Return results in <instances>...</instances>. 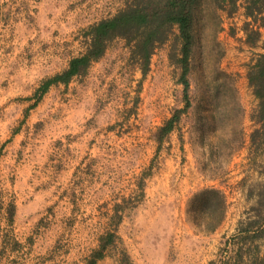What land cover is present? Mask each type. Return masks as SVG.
<instances>
[{
  "label": "rangeland",
  "instance_id": "1",
  "mask_svg": "<svg viewBox=\"0 0 264 264\" xmlns=\"http://www.w3.org/2000/svg\"><path fill=\"white\" fill-rule=\"evenodd\" d=\"M130 1L0 0V264H86L121 204L97 264H264V118L247 79L264 54V12L203 0L192 105L160 145L158 130L185 106L176 28L145 75L115 39L39 98L86 52L89 28ZM206 188L227 201L211 234L187 214Z\"/></svg>",
  "mask_w": 264,
  "mask_h": 264
},
{
  "label": "trees",
  "instance_id": "2",
  "mask_svg": "<svg viewBox=\"0 0 264 264\" xmlns=\"http://www.w3.org/2000/svg\"><path fill=\"white\" fill-rule=\"evenodd\" d=\"M207 1L216 5L227 4L230 7L229 12H233L237 9L239 0ZM245 1L247 17L255 18V15L264 12V0ZM202 2L203 0H131L127 2L116 15L101 20L89 28L86 35L90 41L86 52L72 58L66 70L45 80L37 90L39 98L51 85H67L73 77L85 74L90 63L100 59L109 43L115 39L125 41L132 58L141 67L142 74L145 75L155 50L169 40L176 28L179 45L178 64L181 69L178 82L183 87L185 106L183 109L177 110L158 130L157 143L162 144L178 123L181 114L186 113L192 105L188 76L191 72V54L196 44V21ZM223 78L230 79L225 75ZM247 79L253 89L254 96L258 99L259 112L264 118V54L260 55L255 64L250 67ZM212 96L213 99L219 97L217 92ZM219 99L221 98L219 97ZM140 186L142 187V184ZM123 210L122 204L114 207V216L111 221L114 229L99 238L98 247L89 255L86 264H97L106 256L108 248L114 245L117 238L115 228L122 219L120 212ZM226 212V197L221 190L216 188L200 190L189 201L187 207L189 221L196 229L205 234H211L218 229L225 220ZM259 233L263 234L264 229Z\"/></svg>",
  "mask_w": 264,
  "mask_h": 264
},
{
  "label": "crops",
  "instance_id": "3",
  "mask_svg": "<svg viewBox=\"0 0 264 264\" xmlns=\"http://www.w3.org/2000/svg\"><path fill=\"white\" fill-rule=\"evenodd\" d=\"M14 138H16L15 139V142L17 143V142H19L20 141V138H22L23 139V130H21V131H18L17 133H15L14 135H12ZM13 137H12V139H13ZM7 145V144H6Z\"/></svg>",
  "mask_w": 264,
  "mask_h": 264
}]
</instances>
